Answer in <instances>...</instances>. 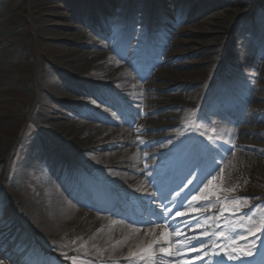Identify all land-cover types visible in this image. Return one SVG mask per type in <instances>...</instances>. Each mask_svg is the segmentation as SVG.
<instances>
[{"label": "rangeland", "instance_id": "rangeland-1", "mask_svg": "<svg viewBox=\"0 0 264 264\" xmlns=\"http://www.w3.org/2000/svg\"><path fill=\"white\" fill-rule=\"evenodd\" d=\"M48 1L0 0V264H10L9 260L16 257L19 259L14 262L34 258L42 259L45 264L49 261L54 264H144L134 250L131 251L133 256L124 260L113 259L118 255L114 249L118 245L109 244L114 238L109 228L105 229L104 235L108 239L103 241V238L99 237L91 241L76 229L73 230L71 225L65 226L69 227V232H59L60 227L55 230L47 226L41 216V209L47 204L54 205L52 192L56 188L52 179L48 178V167L56 160V154H52L51 150L31 161L14 179L18 164L27 157L26 149H21V141L35 140L41 132L40 127L51 129L45 139L48 147L52 149L54 140L59 139L55 134L52 135L58 123L55 119L63 111L68 113L79 110L91 114L87 108L92 107H84V100L97 105L94 111L100 117L106 116L100 114L101 107L108 110L107 115H112L118 107L120 112L118 116L113 117L117 120L116 126H110L116 132L112 140L120 144L131 138L128 136L127 124L135 119L137 109L127 103L128 98L124 100L115 97L109 92H104L103 88L97 89L93 85L95 82L107 81L109 75L99 71L97 67L107 63L108 56L118 61L114 54L122 53L127 40L130 43L128 49L134 51L135 55L131 58V66H120L123 72L121 79L131 80L138 87L148 84L151 90L145 94L153 96V105L149 108L155 111L165 108L157 113L167 112L174 118L156 121L155 114L143 115L141 127H153L162 122L169 123L172 127L167 131L151 134L142 131V134L150 137H177L178 146L168 149L171 151L162 162L167 168L171 165L176 167V175L190 170V178L184 183L171 184V180H165V175H162L160 181H166L167 186L160 184L154 194L155 198L162 194L167 196V200L162 204L157 201H137V197H133L129 191L140 189L141 181L139 180V183L130 179L129 176H135L136 173H127L128 177L124 176L122 166H115L112 175L104 182L86 175L82 167L85 160L90 159L87 162L98 164L100 158L91 160L66 155L65 161L61 160L62 157L57 160V169L62 171L63 177H78L88 193L97 196L103 193L111 194V197L122 198L124 202L130 199L131 212L136 214L137 208L143 211L140 215L136 214L137 217L145 216L153 220L156 215L152 209L162 211L165 204L168 209H176L174 213L186 212L182 218L189 222L190 227L182 232L187 231L192 242L200 240L197 236L201 227V212L214 215L209 226L213 228L218 220L219 206H225L231 216L238 218V221H225L227 226L234 224V233L230 234V238L234 246L238 245L226 251L227 254L233 255L235 263L240 262L239 258L243 257V252L254 257L264 236V123H260L257 116L258 110L264 108V0H50L55 3L56 9L46 10ZM111 1L114 11H107L104 5ZM227 3L228 6H225ZM207 4L220 6H214L207 11L200 10ZM198 13L200 14L197 15ZM81 17L84 21L77 20ZM193 17L194 19H191ZM181 19H185L187 23ZM46 20L47 23L43 24ZM214 23H219L220 28L214 30L211 27ZM46 25L50 27L49 30H42L40 35L33 36L35 30ZM65 25H74L88 34H93L92 41L101 42L108 49L86 48L83 51L86 52L87 59L69 63L63 52L65 45L60 41L64 33H71L62 30ZM131 30L139 35L135 40L129 38ZM178 31L182 34L179 35ZM211 31L213 35L207 36ZM194 32H199L201 36H193ZM173 33L178 35H171ZM167 37L169 42L164 45V55H175L177 60L182 56V62L188 64L187 69L171 68L160 72L159 75L166 74V77L168 74L170 79H155L157 75L154 72L148 77L144 76ZM203 49L205 56L210 52L214 57L206 60L209 63L201 66L199 63L203 55L197 51ZM87 61H91V64L82 69L75 81L63 77L62 71L66 67L73 70ZM92 62H97V65ZM40 66L47 68V73L42 75L47 78L43 80H46L48 86L42 87L39 95L36 73ZM219 67H224L222 81L206 98L199 123L195 127L191 123L194 108ZM110 71L118 73L115 69ZM190 85L192 88L188 89ZM74 88L79 89L83 95L73 96L65 91ZM188 90L195 92L194 96L185 99L187 106H177V100L185 98ZM95 96L104 100L98 102ZM154 96L157 97L156 100ZM251 96L258 98L251 102ZM230 105L234 107L229 112L218 109H226ZM48 108H51V111L45 113ZM41 118L49 121L41 123ZM123 119L127 124L122 123ZM76 120L88 124L84 118ZM75 122L77 121L73 118L66 121L68 124ZM180 126L181 130H176ZM241 128L251 133L250 142L254 147L237 143ZM199 133L203 134V142L207 145L205 157H201L196 146H193L195 140L200 139ZM139 134L134 133V136ZM90 135L97 137L99 134ZM139 143L142 145L141 150L145 152L154 151L160 145H151L144 141ZM188 149L200 156L197 162L205 163L201 173L198 170L200 166L195 168L186 162ZM234 151L239 152V155L236 160L231 161L230 157ZM120 159L122 155L117 151L113 160ZM72 167L74 168L70 173ZM213 176L216 179L208 184V180ZM197 180L200 186L190 193ZM201 189H204V199L192 202L194 208L199 211L185 207L186 204L189 205L192 195H201ZM84 192L80 191L81 199ZM11 196L15 200H12ZM105 202L111 201L106 199ZM153 204L156 206H151ZM181 204L184 205L183 208L180 207ZM77 209L86 213L84 209ZM195 213L198 214L194 216ZM118 220L123 227L134 226L122 216H119ZM154 224L166 228L161 221ZM154 224L140 228H149L154 236ZM129 239L127 237V241ZM23 240L33 243L35 249L26 251ZM187 242L185 250L191 254L190 259H202L203 247L200 246L194 251L188 240ZM9 243H13L12 246L5 248ZM122 253L126 255L125 251ZM163 261V257L157 255L156 264H165Z\"/></svg>", "mask_w": 264, "mask_h": 264}, {"label": "bare ground", "instance_id": "bare-ground-1", "mask_svg": "<svg viewBox=\"0 0 264 264\" xmlns=\"http://www.w3.org/2000/svg\"><path fill=\"white\" fill-rule=\"evenodd\" d=\"M112 1L116 2L117 0ZM112 1L110 3H105L104 8L107 11H114ZM214 6L220 5L207 4L204 9L202 8L200 10L207 11L213 9L212 7ZM225 6H228V3ZM45 9H56V5L53 1L49 0L48 2H46ZM200 13H198L197 15H199ZM47 17L52 16H45V18ZM194 17L191 19H194ZM77 20L84 21L82 17L77 18ZM181 21L185 22L186 20L181 19ZM46 23L47 20L43 24ZM190 24L192 25L194 23ZM211 27H213L214 30L219 29L220 24L214 23ZM46 29L49 30L50 27L47 25L39 27L33 32V36H36V34L40 35V32ZM62 30L64 32H71L69 34L64 33L63 37L60 40L65 45V49L63 50V52L68 57L69 63L80 62L82 60L87 59L86 52L83 51L86 48H95L102 50L108 49V47L103 43L98 41H92L94 40V35L88 34L87 31L80 27H76L74 25H65L62 27ZM212 32L213 31L207 33V36L213 35ZM177 33L179 35L182 34L181 31H178ZM177 33H173L171 35H176ZM192 35L196 37L201 36L199 32H194L192 33ZM138 36L139 35L135 33L134 30H131L129 38L135 40ZM168 42V37L163 40V47L160 48L159 52L157 53V56L153 58V62L151 64L152 66L148 68V72L144 76L147 75L148 77L151 72H154L157 75L155 79H162L166 75H159L160 72H162L163 70L166 71L167 69L171 68L187 69L188 64L187 62H182V56L179 57L177 60L175 55H164V45H166ZM128 44L130 43L127 40L125 44V49L122 51V53H119L117 55L114 54L121 61L112 60L108 56L107 59L109 60L107 61V63L100 64L97 67L99 71H102L103 73L108 74L109 76L108 79H106V82H95L93 83V85L96 86L97 89L103 88L104 92H109L115 95V97L124 98V100L128 98L127 103L134 105L133 109H137V116L132 122L129 121L127 124L129 126L128 136L130 135L131 138H129L128 140L126 139L127 141L121 142L120 144H116L112 140L116 132L114 129L110 128V126H116L117 120L113 117L118 116L120 112L118 107L114 109L112 115H107L108 110L101 107L100 114H105L106 116L102 115L100 117V115L94 111V109L97 108V105L89 100H84L83 103L81 102L84 107L93 108H87L89 109V112H91V114L79 110L75 112L73 110V112L70 111L68 113L66 111H63L60 113V116L55 119V121L58 123L57 128L55 131L52 132V135L54 136L55 134V137H58L59 139L54 140V143L52 144V149L48 147V143L45 139V137L47 138L51 133V129H41L40 127L39 130L41 132L37 134V138L35 140L21 141V149H26L27 157L23 161H20V163L18 164L14 179L17 177V175L19 176L21 169L26 167L31 161L35 160L38 156H44L45 154H48L51 150L52 154H56V160L52 166L49 165L48 167V178L52 179L54 185L56 186L55 190L52 192L55 198L54 200H56L54 201L56 205L55 203L54 205L47 204L41 209V216L47 223V226L49 225L50 228L56 230L58 227H60L58 230L59 232H69V227L65 228V226L71 225L73 230L76 229L78 233L87 236L91 241H95L99 237H102L103 241L108 239V237L104 235L106 232L105 229L109 228L110 232L114 237L111 241L112 243L109 244L112 246L118 245L114 248L116 249V254H118L117 257L113 258L116 260H124L128 256H133V253L131 251L134 250L140 261L144 264H156L157 255L163 257V263L165 264H231L230 259L226 263H223V259L219 260L218 257L215 255L217 252L219 253L218 255H220V253L224 251V249H231L232 247L234 248V244L231 242V238L229 236L230 233H234V228L226 227L222 230H218L217 226L220 224L219 222H217L213 228L209 227L211 222L213 221L214 215L212 213L209 214L208 212H201V227L200 231L198 232L197 238L206 241V245H202V252H204V258L200 261L195 258L190 259L191 254L185 250V248L188 246V242L184 239V237H188L190 239V234L187 231H184L180 236H176L173 234L172 229L167 227V224H171L173 228L179 226L182 230H185L186 227L184 226L183 222L186 220H184L181 216L176 215V213H173L171 210L169 211V209L166 208L168 205L165 204L164 209L162 211H158L159 209L153 208L152 210L154 211L156 217L155 219L151 220L145 218V216L144 218L135 216L136 214H142L143 211L137 208L136 214L131 212L129 207H132V203H130L129 201L124 202V199L119 198L116 199V203L114 201H112V203H105V199L109 195L105 196L104 194H99L98 199L96 198V202L94 201L95 205L93 204L91 206L90 211L88 213H83L80 212V210L77 208H79L78 206L82 205L81 198L79 195L80 191H85V198L89 194L87 189H85L86 187L84 186V183L78 177H63L62 171L57 169V166L59 165V161L57 162V160L62 157L61 160L65 161L66 155L69 154H72L75 157L78 156L80 158H91V160L100 158L101 161L98 164L87 162V160L90 159H86L83 168L86 175H88L90 178L104 182L105 179L109 178L112 175V170L115 168V166H120V168L122 166L121 169L124 176L128 177L127 173H136L135 176H129L130 179L141 181L140 189H130L129 192L133 195V197H137V201L144 200L149 203L153 201L161 202L162 200L161 198H155L154 196L155 192L158 191V187H160V184L163 186H167L166 181H160L162 175H165V180L173 176L174 181H176L174 183H184L189 179L190 173L181 172L178 176H176L174 173L177 172V169L172 165L167 168L162 162V159L166 158L171 151L168 149H174L175 146H178L177 137L172 135H166L165 137H150L145 135L143 136L142 134V131L149 132L148 134H151L152 132L167 131L172 126L169 123L162 122L153 127H141L140 125H142L143 123L141 116L147 114H155L154 118L156 121L165 118H174L167 112H163L160 114L157 113L161 110H164L165 108H162L158 111L149 108L150 105H153V96H147L145 94L147 91L151 90L150 87H148V84H146L145 86L138 87V85L132 83L131 80L121 79L123 72L120 66H131V58L135 55L134 51L128 49ZM197 53L203 55L201 58V62L199 63L201 66L203 64L209 63L206 60L214 57L210 52L207 53L208 56H205L204 49L197 51ZM104 55L105 53L102 54V56ZM224 58H226V56ZM88 64H91V61H87L83 63V65H79L73 70H70L66 67L62 71V75L65 79L75 81V79H77L78 76L81 74L82 69L88 66ZM92 64L97 65V62H92ZM211 65L212 64H210V66ZM153 66L156 67L153 68ZM38 69L39 70H37L36 73V86L39 90L40 95V89L42 87L48 86L46 85V80H43L45 78L44 75H42L47 73V68L40 66ZM110 69H115L119 74L116 72H111ZM182 75H184V73H182ZM170 76L172 80V73L170 74ZM165 78L170 79L168 74ZM148 80H150V78ZM189 87L188 89L192 88V86L190 88ZM65 91L69 92L73 96L83 95V93L77 88ZM194 94L195 92H193L192 90H188V93L186 94L185 98L177 100V106H187L185 104V99L192 98ZM154 98L155 100L157 99L156 96H154ZM257 98L258 96H251L249 101L253 102ZM95 99L98 102H102L104 100L99 96H95ZM154 104L156 105V103ZM78 106H80V104ZM50 111L51 108H48L47 110H45V113H49ZM257 114L260 123H264V108L259 109ZM68 118H73L77 122H75V124H68L66 123ZM78 118L86 119V121H88V124L81 120H76ZM48 121V119H40L41 123H45ZM181 128L182 126H180V128L176 130H181ZM137 132L140 134L134 136V133ZM91 133L99 135L96 137L90 135ZM250 134L251 133H249L245 128H241L238 132V135L240 137L237 139V143L243 146L254 147L250 142ZM86 136L89 137L86 139ZM139 141L148 142L151 143V145H160L154 151L145 152L141 150L142 145L139 143ZM40 148L42 149V151ZM117 151L120 152L122 155V159H120V161L113 160L116 156ZM238 153L239 152L237 151H234V153H232V156L230 157L231 161L237 159L239 155ZM195 155L196 154L192 153L189 156L194 160L197 157ZM73 168L74 167L71 168L70 173L72 172ZM199 186V182L195 183L190 193L195 192ZM11 197L13 198L12 200H15L13 196ZM117 203L120 206H117ZM151 206L155 207L156 204H153ZM185 207H188V205L186 204ZM218 213L220 214L218 216V218L220 219L225 218L227 220L230 217L227 212V208L222 205L219 206ZM197 214L198 213H195L194 216ZM119 216H122L124 220L132 223L134 226L123 227L121 222L118 220ZM235 220L238 221V219ZM155 221L163 222L166 228L163 229V227H161L160 225L158 226L157 224H154L156 223ZM148 224L156 225L154 228L156 235H151V230L149 228H145V230H142L140 228L143 225L147 226ZM205 231L209 233L208 236L203 235ZM164 233H167L168 235L169 242L167 243L163 239ZM213 233L217 235H213ZM127 237L130 238L128 241ZM22 242L23 247L26 251H33L35 249L33 243L27 242L26 240H23ZM12 244L13 243H9L8 245H5V248L11 247ZM219 245H221V248L216 250V247ZM161 247L165 249L164 252L160 251ZM178 248H182L183 251L177 252ZM123 251H125L126 255L122 253ZM243 254V260H245V262H242L241 259V264H246L247 261L250 259L251 255H248L247 253Z\"/></svg>", "mask_w": 264, "mask_h": 264}, {"label": "snow or ice", "instance_id": "snow-or-ice-1", "mask_svg": "<svg viewBox=\"0 0 264 264\" xmlns=\"http://www.w3.org/2000/svg\"><path fill=\"white\" fill-rule=\"evenodd\" d=\"M220 171H221V173H223V169H221ZM215 179H216V177L213 176L211 179L208 180V184H211L212 181L215 180ZM189 183H191V181H189ZM205 187H207V185H205ZM203 191H204V189H201V190H200L201 195H192V197H191V201H189V205H188V207L193 208V210H195V211H199V209H195V208H194L192 202H193V201L200 200V199H204V197H203V195H202ZM177 195H179V193H177ZM164 200H167V196L162 194V200H161V203H162V204H163ZM180 207L183 208L184 205L181 204ZM169 211H170V209H169ZM176 215H178V216H184V215H186V212L178 211V212L176 213ZM183 223H184V226H185L186 228H187V227H190V225L188 224V222L184 221ZM197 223L199 224L200 221L198 220ZM167 227H168V228H171L173 234L176 235V236H180V235L182 234V231H183V230H182L179 226L173 228L171 224H167ZM262 227H264V225H262ZM250 231H251V229H250ZM203 235L208 236L209 233H208L207 231H205V232L203 233ZM213 235H217V234L213 233ZM163 239L165 240L166 243L169 242V241H168V235H167V233H164V234H163ZM184 239L189 241L190 246H191V249L194 250V251L197 250L200 246H202V245H206V241H204V240H195V242H192V240H190L188 237H184ZM160 251H161V252H164L165 249H164L163 247H161V248H160ZM180 251H183V249H182V248H178V249H177V252H180Z\"/></svg>", "mask_w": 264, "mask_h": 264}]
</instances>
